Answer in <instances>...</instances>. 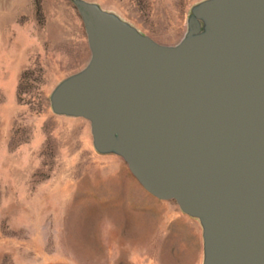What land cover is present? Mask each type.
Wrapping results in <instances>:
<instances>
[{
  "label": "water",
  "instance_id": "1",
  "mask_svg": "<svg viewBox=\"0 0 264 264\" xmlns=\"http://www.w3.org/2000/svg\"><path fill=\"white\" fill-rule=\"evenodd\" d=\"M90 59L59 82L57 116L202 227V264H264V0H204L165 45L74 0Z\"/></svg>",
  "mask_w": 264,
  "mask_h": 264
},
{
  "label": "rangeland",
  "instance_id": "2",
  "mask_svg": "<svg viewBox=\"0 0 264 264\" xmlns=\"http://www.w3.org/2000/svg\"><path fill=\"white\" fill-rule=\"evenodd\" d=\"M175 45L204 0H87ZM74 0H0V264H202V227L146 192L54 87L90 59Z\"/></svg>",
  "mask_w": 264,
  "mask_h": 264
}]
</instances>
